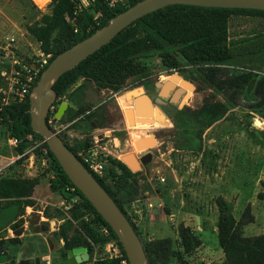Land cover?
<instances>
[{
  "label": "rangeland",
  "instance_id": "374dc122",
  "mask_svg": "<svg viewBox=\"0 0 264 264\" xmlns=\"http://www.w3.org/2000/svg\"><path fill=\"white\" fill-rule=\"evenodd\" d=\"M41 4L40 0H0V255L19 264L16 259L21 254L15 252L22 250L33 259L43 260L37 256L55 247L47 244V240H52L57 241L58 249L51 260H46L48 264H54L56 259H62L65 264L66 247L74 243L82 244L90 255L80 264H93L97 260H109L101 232L103 226L84 202H74L73 195L66 198L68 209L48 202L54 170L47 165L37 168V143L22 158L14 157L7 120L1 117L6 111L19 110L25 101L12 93V83L24 80L39 69L42 60L51 57L41 52L37 38L27 30L42 26L51 16V0L45 7ZM93 14L88 31L108 20L103 13ZM229 24L230 39L244 42L231 48L235 59L234 65L227 67L228 76L241 75L238 71L250 76L247 85L240 80L231 86L225 84L228 93L235 96L233 103L199 72L200 65L187 63L173 48L170 51L176 60L173 66L168 63L154 66L151 52L133 60L148 75L130 77L120 88L105 81L94 84L116 94L133 87L142 88L146 82L152 86L159 80L169 81L174 77L182 88L179 106L170 123L129 130L127 127L124 131L127 135L130 132L134 140L152 139L153 146L147 151L152 159L142 170L128 176L117 190L113 189L122 203L149 199L148 208L160 219L150 239L141 240L149 248L150 264H222L225 256L217 238L218 198H222L235 220L249 207L253 221L242 227V236L264 234V201L258 198L264 180V119L252 108L259 100L254 84L264 77V18L253 14L233 15ZM137 29L136 25L129 33ZM70 41L69 31L54 32L50 38L51 52L60 51ZM180 82L191 89L182 87ZM215 102L228 103L229 110L208 127H200L197 121L200 111ZM108 115L105 127L113 129L117 113L112 108ZM85 125L89 127L88 123ZM86 134L90 140L93 134ZM108 168L109 165L105 166L106 171ZM7 185L14 188L15 197L7 196ZM55 193L52 196L58 202L61 193ZM44 220L54 224L42 231L39 221ZM182 228L192 238L190 250L183 244ZM89 229L99 235V240L89 236Z\"/></svg>",
  "mask_w": 264,
  "mask_h": 264
},
{
  "label": "trees",
  "instance_id": "16d2710c",
  "mask_svg": "<svg viewBox=\"0 0 264 264\" xmlns=\"http://www.w3.org/2000/svg\"><path fill=\"white\" fill-rule=\"evenodd\" d=\"M139 1L141 0H134L133 2L126 0L124 6L109 8L104 4L103 0H95L92 13L88 10H82L74 15L75 4L71 0H51L53 5L51 16L48 17L42 26H31L27 30L37 38V41L40 43L41 52L45 55L51 54L50 63L57 54L91 36L96 30L105 27L112 18ZM93 13H103L108 16V20L88 31L90 25L93 23ZM239 14H253L264 18V11L203 8L186 5H172L148 14L132 23L74 69L63 74L54 84L57 98L64 97L69 88L79 79H85L93 84L105 81L120 88V86H125L126 80L130 77L148 75L146 71L140 70L141 68L133 60L136 57L151 52H153L152 57H154V60L152 64L154 66H167V63L173 66L176 61L174 57L170 56L171 48H173L180 53L183 60L187 63L200 65L199 72L215 84L217 89L225 94L229 101L233 103L235 96L228 93L225 84L231 86L234 81L240 80L241 83L247 85L250 81L248 73L238 71L241 75L231 78L228 76L229 72L227 71V67L234 65L232 61H234L235 55L232 53L231 48L244 42L243 40H231L229 35V19L231 16ZM68 18L69 20H67ZM73 18H75L74 21L72 20ZM136 25L138 29L133 33H129V29ZM56 31H69L71 41L60 51L51 52L50 38ZM221 78L223 80H220ZM100 89L103 88L100 87ZM254 93L259 100L252 108L257 109L259 116L264 119V77H261L254 84ZM229 106L228 103L222 102L205 105L197 118L199 126L208 127L218 121L229 110ZM12 111H6L1 117L7 120L6 127L9 139L16 140V144L11 146L13 155H23L35 143L43 142L38 146V151L35 155L41 161L44 157L41 149L44 148L46 150L45 157L48 158L47 166H50L54 170V176L49 182L50 190L52 192H60L62 198L67 200L71 196L67 188H74L75 194L79 196L80 201L84 202L94 213L101 226H105L110 230L112 237L116 239L122 249L121 244L110 227L101 219L83 195L71 184L42 137L32 131L30 126L29 97L25 99L19 110L12 109ZM67 147L75 153L73 148ZM108 165L109 168L107 171L105 169L102 179L94 174L92 176L113 199L137 233L134 224L130 221L122 207V202L116 198L113 192V189L117 190L118 186L122 182L124 183L128 176L133 173L124 164L116 160H110ZM7 187V196L15 197L14 188L9 185ZM258 198L264 201V180L261 182V191L258 194ZM216 205L219 213L217 238L225 256V261L222 264H264V234L252 237L242 236V227L253 221V217L249 213V207L245 209L239 220H235L226 210L222 198L216 200ZM88 231L92 239L99 240L97 233L91 229ZM180 235L185 249L190 250L193 247L191 243L192 238H189V234L183 228L180 230ZM142 245L146 260L150 264L149 248L143 243ZM77 247L83 246L82 244L74 243L67 246L66 251ZM122 252L126 257L123 249ZM93 264H116V261L97 260Z\"/></svg>",
  "mask_w": 264,
  "mask_h": 264
},
{
  "label": "water",
  "instance_id": "95a60500",
  "mask_svg": "<svg viewBox=\"0 0 264 264\" xmlns=\"http://www.w3.org/2000/svg\"><path fill=\"white\" fill-rule=\"evenodd\" d=\"M172 5L264 11V0H141L116 15L105 27L96 30L91 36L57 54L43 70L29 97L30 126L32 131L42 137L71 184L110 227L121 244L129 264H146L145 252L138 234L113 199L66 146L64 140L49 128L46 118L49 108L57 99L54 84L63 74L74 69L135 21ZM139 92V90L135 91L134 94ZM179 100L180 93H177L176 101L179 102ZM68 106H71L68 101L59 104L56 110L58 119H60ZM135 146L138 151H141L152 147L153 141L148 139L144 144L137 141ZM151 159L152 154L148 152L140 158V162L142 165H146ZM123 161L133 172L137 171V167L132 163L130 157H124ZM38 167H41V161H39ZM39 224L41 225V230L45 231L48 226H53L54 223L44 220L39 221ZM66 256L65 264H80L89 259V254L84 247L67 250ZM19 264H48V262L35 258L20 261Z\"/></svg>",
  "mask_w": 264,
  "mask_h": 264
},
{
  "label": "crops",
  "instance_id": "0c3cea01",
  "mask_svg": "<svg viewBox=\"0 0 264 264\" xmlns=\"http://www.w3.org/2000/svg\"><path fill=\"white\" fill-rule=\"evenodd\" d=\"M147 83L149 82H146L142 88L133 87L114 94L110 91L97 88L90 81L79 79L69 88L64 97H62V102L68 101L71 104V106L66 108L59 119V122L64 128V137H62V139L65 144L73 148L75 153L83 151L94 146L96 135L102 133L104 130H111L114 134L111 135L109 140L98 142V144L103 145L109 152L107 162L110 160L119 161L124 164L130 172L135 173L123 161L124 157H130L132 163L137 167V170H142L145 165L141 164L140 158H142L150 148L138 151L135 143L140 141L144 144L149 138L142 137L138 140H134L130 137V132L127 131L128 136L124 131L127 130V127L129 130L135 129L138 126L146 127L164 124L166 122L170 123L178 108L176 95L180 93V98L182 96V88L177 86L179 85L178 83L171 84L166 80H159V82H155L152 86H148ZM158 85H160V87H158ZM138 90L140 92L134 94V92ZM112 108L116 111L118 120L113 122L115 128L107 129L105 127V120L108 119L109 111ZM85 123H88L89 127L86 126ZM88 132L93 134L90 140L88 134H86ZM23 155L13 156L18 159L22 158ZM38 164L37 168H40ZM105 166H108V164L106 163ZM28 170L31 171L30 168ZM117 173L120 174L119 171H117ZM50 195L51 196H49L47 200L51 205H63L65 209L64 206L66 204L64 203L66 200L63 199L61 195L58 194L60 199L58 202H55L54 196H52L57 195V193L51 191ZM148 201L149 199L126 201L122 203L124 211L134 224L139 238L142 241L144 239H150L153 231L157 229L159 226L158 223H160V219L156 218L152 214L151 209L148 208L150 205L147 203ZM47 244L49 246L54 245L55 247L53 249L50 247L46 251L39 252L40 255L37 257H41L43 261L51 260L55 253V249H58L57 241L53 243L52 240H47ZM15 253L21 254V258L18 257L16 259L18 263L23 260L34 258L28 256L26 251L23 253L22 250H17ZM53 263L64 264L62 259L53 260ZM0 264H13V262L7 257L5 258V256L0 255Z\"/></svg>",
  "mask_w": 264,
  "mask_h": 264
},
{
  "label": "built area",
  "instance_id": "2783aa9c",
  "mask_svg": "<svg viewBox=\"0 0 264 264\" xmlns=\"http://www.w3.org/2000/svg\"><path fill=\"white\" fill-rule=\"evenodd\" d=\"M41 6H46L50 0H40ZM74 4V15L79 11L88 10L90 13L93 12L92 8L94 6L95 0H71ZM104 4L109 8H116L118 6H124L126 0H103ZM37 6L38 4L35 3ZM99 15V14H97ZM69 20V18L67 19ZM73 22V21H72ZM49 57L42 60L38 70L33 71L31 74L27 75L24 80H18L11 85V91L15 96L21 101L31 96V91L36 82L38 81L43 70L49 64ZM62 98H57L55 103L49 108V113L47 116V125L51 130L57 133L61 138L64 137L63 126L59 122V119L56 117V110L60 103H62ZM112 132L110 130H104L101 134L95 136L94 146L87 148L83 151H78L75 153L76 157L82 162L85 168L91 173L96 175L99 178H103L105 172V164L109 157V152L107 149L98 144L102 140H109L111 138ZM12 145L16 144L15 139H10ZM43 142H37V145L40 146ZM44 157L41 160V166H45L48 163V158L45 157L46 150L41 149ZM68 193L71 195L75 194L74 188H67ZM74 202L80 201L78 195H73ZM65 204V203H64ZM65 209L69 208V205L64 206ZM101 232L103 237L106 239L105 250L108 255L109 260L116 261V264H129L127 258L124 256L122 249L116 239H114L110 233V230L103 226L101 227Z\"/></svg>",
  "mask_w": 264,
  "mask_h": 264
},
{
  "label": "bare ground",
  "instance_id": "6f19581e",
  "mask_svg": "<svg viewBox=\"0 0 264 264\" xmlns=\"http://www.w3.org/2000/svg\"><path fill=\"white\" fill-rule=\"evenodd\" d=\"M38 1V0H37ZM171 81V82H170ZM171 84L174 82H179L178 79L174 78V77H170L169 81ZM182 84V86L185 88V86H187L189 89H191L187 84H185L184 82H180ZM179 92V91H178Z\"/></svg>",
  "mask_w": 264,
  "mask_h": 264
}]
</instances>
